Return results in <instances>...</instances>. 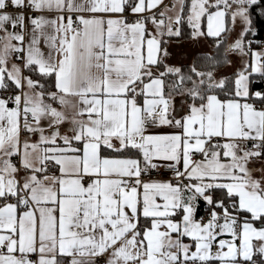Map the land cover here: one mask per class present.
I'll use <instances>...</instances> for the list:
<instances>
[{
    "label": "snow or ice",
    "instance_id": "1",
    "mask_svg": "<svg viewBox=\"0 0 264 264\" xmlns=\"http://www.w3.org/2000/svg\"><path fill=\"white\" fill-rule=\"evenodd\" d=\"M264 0H0V264H264Z\"/></svg>",
    "mask_w": 264,
    "mask_h": 264
},
{
    "label": "trees",
    "instance_id": "2",
    "mask_svg": "<svg viewBox=\"0 0 264 264\" xmlns=\"http://www.w3.org/2000/svg\"><path fill=\"white\" fill-rule=\"evenodd\" d=\"M261 35H264V33H262Z\"/></svg>",
    "mask_w": 264,
    "mask_h": 264
}]
</instances>
